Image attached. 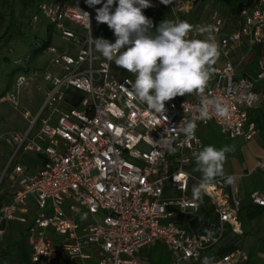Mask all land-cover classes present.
<instances>
[{"label": "built area", "instance_id": "2783aa9c", "mask_svg": "<svg viewBox=\"0 0 264 264\" xmlns=\"http://www.w3.org/2000/svg\"><path fill=\"white\" fill-rule=\"evenodd\" d=\"M200 1L171 0L167 7L175 21H187ZM219 11H211L206 24L192 25L214 26L221 65L202 93L176 96L160 114L127 94L135 76L121 74L95 49L92 38L114 43L116 36L93 37L86 0L38 5L32 22L48 23L63 47L37 46L49 56L39 74L46 86L34 85L42 101L34 113L20 112L23 131L0 135V145L10 150L0 162V250L17 224L26 226L20 234L29 264H141L140 254L156 245L170 264H197L203 257L208 264L247 262L240 247L221 255L214 249L229 229L240 233L243 204L235 176L226 175L234 177L231 184L216 178L194 201L201 176L188 170L203 147L200 129L213 124L223 137L245 142L259 132L251 113L264 102V0H253L233 20ZM189 38L203 39L195 31ZM12 64L30 71L27 59ZM36 77V71L30 79L18 74L0 101L18 110L22 88ZM188 123L195 124L193 136L183 130ZM28 154L42 161L29 163ZM252 171H264V159ZM248 202L264 209V190L251 192ZM195 216L199 225L191 228Z\"/></svg>", "mask_w": 264, "mask_h": 264}, {"label": "clouds", "instance_id": "9594fccd", "mask_svg": "<svg viewBox=\"0 0 264 264\" xmlns=\"http://www.w3.org/2000/svg\"><path fill=\"white\" fill-rule=\"evenodd\" d=\"M102 2L86 0L90 7ZM160 2L168 5L171 0ZM114 4L117 6L112 12ZM149 7V0H106L102 7L96 9L95 19L98 23L107 24L116 40L111 43L103 38H91L103 57L135 76L134 81L127 82L131 85L130 89L125 88L127 94L146 103L150 110L163 114L166 101L194 91H204L214 71L212 65L219 56V46L213 35L214 26H193L186 20H164L152 34V21L142 11ZM84 15L90 28L89 14L84 12ZM193 31L203 39L189 38ZM216 107L219 115H227L226 108L218 103ZM183 130L193 136L195 124L188 123ZM231 151L233 149L229 146L217 149L208 145L193 153L195 170L202 174L199 185L192 189L194 201L201 199L202 192L217 177L229 184L233 182L234 177L226 176L223 170L226 154ZM204 264H208V258Z\"/></svg>", "mask_w": 264, "mask_h": 264}, {"label": "rangeland", "instance_id": "374dc122", "mask_svg": "<svg viewBox=\"0 0 264 264\" xmlns=\"http://www.w3.org/2000/svg\"><path fill=\"white\" fill-rule=\"evenodd\" d=\"M1 1V0H0ZM53 0H34V4H40L43 2H49ZM103 0L101 5L93 8V17L91 21V32L93 37L97 34L104 32L109 29L107 24L98 23L95 19L96 9L103 6ZM157 3V1H155ZM151 4V2H149ZM158 4V3H157ZM164 5V4H163ZM1 6V2H0ZM114 4L111 8L112 12L115 11ZM166 7V5H164ZM215 10L214 6L205 0L198 2L194 8L189 12L190 18L187 20L190 24L194 22H201L206 24L211 11ZM17 21L23 30V36L21 38H15L10 43H0V98L4 96V93L8 91L13 85L14 79L18 74L23 75L26 79H30L36 71V81L22 88L20 95V104L18 110L14 109L9 103L0 101V135L6 134L11 131H23L26 128V123L21 118L20 112L28 110L32 113L36 110L39 103L42 101V96L35 89V84H41L42 87L46 85L40 78L41 69L45 68L49 64V56L44 52H37V46L42 41H47L48 35H50L49 44L55 45L62 48L63 42L60 37L52 30L47 29L48 23H34L32 22L33 9L23 10L18 4L15 6ZM222 15L223 13L219 11ZM147 17L152 21L153 27L150 29L152 34H155L156 28L164 20H171L175 22L174 15L167 9L160 7L153 8L151 14ZM183 18L179 17V20ZM7 23V22H6ZM5 23V25H6ZM232 22H228L230 24ZM4 28L0 29V35L3 33ZM111 31V29H109ZM264 53V50H263ZM23 58L27 59L30 64L29 72H22L15 69L12 61L14 59ZM221 65V64H220ZM52 69V68H51ZM35 70V71H34ZM129 73V72H127ZM131 74V73H130ZM212 133L205 136V140L215 148L220 149L224 146H229L233 151L226 154V162L223 165L224 172L237 171L247 158L251 157V151L256 152L255 142L248 143L251 151L247 148V145L240 140L224 139L217 131L216 127L211 124ZM208 127V126H207ZM260 139V137H259ZM213 141V143H212ZM261 144L262 141H261ZM10 156V150L8 146L0 145V162L3 163ZM25 158L29 161H42L40 155L28 154ZM190 171L196 176H201L193 165L189 167ZM242 225L240 227V233L228 231L221 240L217 242L218 250L222 246L228 248L240 247L248 255V261L244 264H264V213L261 217L254 220L251 229L245 226L244 217H241ZM250 224V222H249ZM16 231L13 233H7L6 237L1 246V257L0 264H20L17 259V248L14 242L20 239V231H24L26 226L14 224ZM19 230V234L17 231ZM18 237V238H17ZM14 248V249H13ZM214 251V250H212ZM206 257L197 263L204 264ZM150 261L155 264H170L171 258L168 256L164 249L160 248L159 245L151 248L150 250Z\"/></svg>", "mask_w": 264, "mask_h": 264}, {"label": "crops", "instance_id": "0c3cea01", "mask_svg": "<svg viewBox=\"0 0 264 264\" xmlns=\"http://www.w3.org/2000/svg\"><path fill=\"white\" fill-rule=\"evenodd\" d=\"M69 2L73 3V4H76V5H82V1L83 0H68ZM158 3V4H157ZM157 3L155 1L151 2V7L149 8H146V9H142L143 13L145 16H147L148 14H151L152 11H153V8L156 10V8L160 7L162 9H168L167 5L166 7L160 2V0L157 1ZM98 5H96L97 7ZM95 6H92L91 7V13L93 12V8ZM214 8L216 9L217 6H214ZM92 17H93V13H92ZM113 31L107 29V30H104V32L100 33V34H97L96 37H107L109 36ZM221 64V55L219 53V56L218 58L216 59V62L214 65H212V68L214 67H217V66H220ZM252 67V66H251ZM251 67H248L245 71L248 73V74H251L253 75L254 72H253V69ZM261 114L263 115L264 117V102L262 104H260V106L255 109L252 113H251V117H252V120L254 121V123L257 125V121L255 120V118H260L261 117ZM216 127V126H215ZM257 128L259 130L258 134L255 136L254 139H252L251 141L249 142H245L243 141L242 139L240 138H237V139H232V140H240L242 141L244 144L247 145V148L251 151L250 149V145L248 143L250 142H255L254 146H255V149H256V152H253L251 151V154L252 156L247 158L246 161H244L243 163H241L239 169L237 171H230V172H224L225 175H234L235 178H236V182H237V186H238V191H239V196H240V199L242 201V204H243V209L242 211L240 212L239 214V223H240V227L242 225V221H241V217L243 216L244 217V221H245V226L247 228H250L251 229V226L254 222V220L258 219L259 217L262 216V214L264 213V209H261V208H256V207H251V206H248V204H250L248 202V196L251 192L253 191H256V190H264V171H252L253 167H254V164L256 162V160L258 159H264V143L260 137V128H259V125H257ZM218 133L220 134L218 128L216 127ZM212 133V127L208 126V127H205V128H202L198 131V136L200 137V139L202 140V144H203V147L205 146H208V145H211V143L207 142L205 140V136L207 134H210ZM221 135V134H220ZM222 136V135H221ZM223 137V136H222ZM260 137V139H259ZM224 139L227 140V138L223 137ZM261 141L263 144H261ZM213 143V141H212ZM213 146V145H212ZM202 147V148H203ZM202 150V149H201ZM192 165L196 168V161L195 159L193 160V163ZM190 171V169H188ZM192 173V171H190ZM198 173H200L199 171H197ZM247 172H250L249 175L247 176H244V174H246ZM194 174V173H192ZM195 175V174H194ZM200 175L202 176V174L200 173ZM218 178V177H217ZM255 209H260L262 214L261 216L257 217L256 219L252 220V221H248L246 216L247 214L252 211V210H255ZM250 222V224H249ZM18 228H16L17 230ZM15 230V226L13 227L12 230H10L8 233H13ZM230 231V230H228ZM15 233V232H14ZM17 233L19 234V230L17 231ZM20 236V239L23 238V236L21 234H19ZM18 238V237H17ZM20 239H17L14 244H16V242H18ZM14 249V248H13ZM232 248H228L226 246H222L219 250H218V253L217 255H221V254H224V253H227L231 250ZM150 250H145L144 252H142L140 254V263L141 264H147L148 262H150ZM215 251L217 252V248L215 249ZM248 261V260H247Z\"/></svg>", "mask_w": 264, "mask_h": 264}, {"label": "trees", "instance_id": "16d2710c", "mask_svg": "<svg viewBox=\"0 0 264 264\" xmlns=\"http://www.w3.org/2000/svg\"><path fill=\"white\" fill-rule=\"evenodd\" d=\"M64 1V0H58ZM203 2L205 0H202ZM213 6H217V9L221 10L224 16L228 19L233 20L240 10L244 7L249 6L253 0H208ZM0 6V29L4 28L3 33L0 35V43H10L15 38H21L23 36V30L17 21L15 6L18 4L23 10L33 9V14L37 11L39 4H34V0H1ZM190 18V17H189ZM7 22V23H6ZM6 23V25H5ZM50 29H48L49 31ZM50 41V35H48L47 41H42L43 46L47 45ZM262 49L258 48L257 54ZM37 52H41V49L37 48ZM112 67L120 71L121 74H127V71L119 68L112 63ZM257 125L260 128V137L264 143V117L261 114L260 118H255ZM262 212L260 209L250 211L246 218L248 221H252L257 217L261 216ZM230 230V229H229ZM17 248V259L20 264L28 263V252L25 247L24 238H21L16 242Z\"/></svg>", "mask_w": 264, "mask_h": 264}, {"label": "water", "instance_id": "95a60500", "mask_svg": "<svg viewBox=\"0 0 264 264\" xmlns=\"http://www.w3.org/2000/svg\"><path fill=\"white\" fill-rule=\"evenodd\" d=\"M189 225H190L191 228L197 227L199 225L198 216H195L193 219H191L190 222H189ZM204 227H205V222L199 228V233L201 235H205Z\"/></svg>", "mask_w": 264, "mask_h": 264}, {"label": "bare ground", "instance_id": "6f19581e", "mask_svg": "<svg viewBox=\"0 0 264 264\" xmlns=\"http://www.w3.org/2000/svg\"><path fill=\"white\" fill-rule=\"evenodd\" d=\"M236 231H237V232H239V230H238V229H237Z\"/></svg>", "mask_w": 264, "mask_h": 264}]
</instances>
